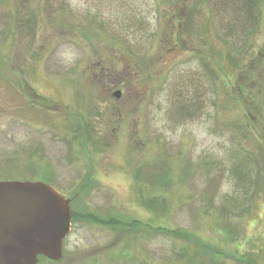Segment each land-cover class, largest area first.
<instances>
[{
  "label": "rangeland",
  "instance_id": "obj_1",
  "mask_svg": "<svg viewBox=\"0 0 264 264\" xmlns=\"http://www.w3.org/2000/svg\"><path fill=\"white\" fill-rule=\"evenodd\" d=\"M247 1L0 0V180L72 199L57 264H264V5ZM218 250L235 258H202Z\"/></svg>",
  "mask_w": 264,
  "mask_h": 264
},
{
  "label": "water",
  "instance_id": "obj_2",
  "mask_svg": "<svg viewBox=\"0 0 264 264\" xmlns=\"http://www.w3.org/2000/svg\"><path fill=\"white\" fill-rule=\"evenodd\" d=\"M71 221L70 200L51 185L0 180V264L59 261Z\"/></svg>",
  "mask_w": 264,
  "mask_h": 264
},
{
  "label": "trees",
  "instance_id": "obj_3",
  "mask_svg": "<svg viewBox=\"0 0 264 264\" xmlns=\"http://www.w3.org/2000/svg\"><path fill=\"white\" fill-rule=\"evenodd\" d=\"M248 5L249 6H252L253 4H256L258 9L260 8V13H261V8L263 7L264 5V0H248L247 1ZM262 88H260V90H263L264 88V82H262ZM260 102H261V98H260ZM261 170L264 171V163L262 162V165L260 167V169H257V173H256V179L255 180V183H256V188H258V186H261V184H259L261 182V180H259V178L262 176V173H261ZM254 183V184H255ZM159 204V203H158ZM83 220H89L91 222H93L94 224H98L100 226H104V227H109V228H120V229H130L132 227H139V226H143L144 223H142L141 221L139 220H133V219H120L118 217H114V216H108L109 218H102V217H97V216H94V215H90V216H82ZM87 217H90V218H87ZM79 218V216H77L75 214V211H73V220H77ZM165 232H170L172 230H164ZM179 236L181 237V235L179 234ZM196 235H192L191 238L189 237H186L188 238L187 240H190L192 241L194 244V246L198 247H202L204 249L207 248V244H205V240L201 239L200 237H195ZM185 237V236H184ZM183 238V237H181ZM205 242V243H204ZM201 248V249H202ZM199 250H198V254H199ZM201 254V253H200ZM240 258H242V256H239ZM202 258H206V261L208 260H211V261H215V262H220V261H225L226 259H233L235 258V256L231 255L230 253L228 252H224L222 253V251L218 250L217 253L213 254L212 258L211 257H207L205 255H203ZM198 258L195 257V260L197 261ZM188 261H191L192 262V259L190 257V260ZM203 261V260H202ZM248 263L249 264H262V263H259L258 262V257L257 259L256 258H253V257H250L248 259Z\"/></svg>",
  "mask_w": 264,
  "mask_h": 264
},
{
  "label": "flooded vegetation",
  "instance_id": "obj_4",
  "mask_svg": "<svg viewBox=\"0 0 264 264\" xmlns=\"http://www.w3.org/2000/svg\"><path fill=\"white\" fill-rule=\"evenodd\" d=\"M112 87H114L115 88V90L113 91L112 90V92L110 93V95H111V97H112V100H111V102H115L116 100L115 99H117V100H121V99H123L124 98V96H125V85H124V83L123 84H113L112 85ZM119 92V94H117ZM115 98V99H114ZM100 226V225H99ZM102 227H104V226H102ZM39 262L41 263V262H47L48 264H56V263H54V261H52V260H50V259H48V258H46V257H43V256H40L39 257ZM42 264V263H41Z\"/></svg>",
  "mask_w": 264,
  "mask_h": 264
}]
</instances>
